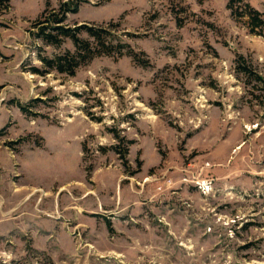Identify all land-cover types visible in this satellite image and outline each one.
Returning <instances> with one entry per match:
<instances>
[{
	"label": "rangeland",
	"instance_id": "1",
	"mask_svg": "<svg viewBox=\"0 0 264 264\" xmlns=\"http://www.w3.org/2000/svg\"><path fill=\"white\" fill-rule=\"evenodd\" d=\"M61 1L0 5V264H264V85L237 67L264 77V37L229 0H79L67 25L128 48L68 75L32 25Z\"/></svg>",
	"mask_w": 264,
	"mask_h": 264
},
{
	"label": "trees",
	"instance_id": "2",
	"mask_svg": "<svg viewBox=\"0 0 264 264\" xmlns=\"http://www.w3.org/2000/svg\"><path fill=\"white\" fill-rule=\"evenodd\" d=\"M79 2V0L75 2L74 0H63L56 9H50L32 24L35 28V36L46 44L59 47L64 39L72 43V50L65 49L51 57H41L42 63L48 69L73 75L80 65L90 62L97 56H111L114 50L118 56H121L122 49L128 48V45L123 42L113 43L111 28L103 24L67 25L66 15L75 13ZM236 2H240L241 6H235ZM8 3L9 0H0V5L5 8ZM227 7L234 18L244 21L250 33L264 37V11L250 5L248 0H229ZM125 53L131 54V51L127 50ZM243 60L241 55L237 58L238 69L252 74L264 85V77L253 72L242 62ZM124 154L125 152L121 156L124 157Z\"/></svg>",
	"mask_w": 264,
	"mask_h": 264
},
{
	"label": "crops",
	"instance_id": "3",
	"mask_svg": "<svg viewBox=\"0 0 264 264\" xmlns=\"http://www.w3.org/2000/svg\"><path fill=\"white\" fill-rule=\"evenodd\" d=\"M256 9H258V10H262L261 8H264V1H262L261 2V4L260 5H253ZM261 6V7H260Z\"/></svg>",
	"mask_w": 264,
	"mask_h": 264
},
{
	"label": "built area",
	"instance_id": "4",
	"mask_svg": "<svg viewBox=\"0 0 264 264\" xmlns=\"http://www.w3.org/2000/svg\"><path fill=\"white\" fill-rule=\"evenodd\" d=\"M201 189H202L203 191H206V190L209 189V186H208V185L201 186Z\"/></svg>",
	"mask_w": 264,
	"mask_h": 264
}]
</instances>
